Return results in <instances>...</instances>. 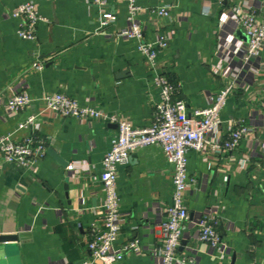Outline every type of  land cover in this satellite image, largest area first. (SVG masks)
<instances>
[{
	"label": "crops",
	"instance_id": "crops-1",
	"mask_svg": "<svg viewBox=\"0 0 264 264\" xmlns=\"http://www.w3.org/2000/svg\"><path fill=\"white\" fill-rule=\"evenodd\" d=\"M27 0H0V136L16 132L29 115L41 113L38 134L48 142L36 171L7 164L0 154V264H82L92 260L89 230L103 201L99 175L118 126L107 120L80 122L33 102L17 116L6 114L11 91H27L34 99L65 93L83 106L127 120L136 127L152 123L159 90L155 73L134 40L109 39L97 32L101 15L91 0H36L47 19L37 27V40L19 38L12 10ZM126 24V4L107 0ZM145 8L171 7V19L141 15L145 39L168 38L158 62L188 114L210 105V98L233 84L221 112L225 133L230 122L253 129L234 151L202 156L189 154L188 171L195 180L187 192L190 219L177 254L183 264H264V52L244 62L239 49L247 38L227 21L232 9L264 0H137ZM43 65L42 69L34 67ZM255 153V154H256ZM72 162L80 163L68 174ZM173 166L158 146L133 152L118 169L120 209L125 215L116 249L139 240L143 252H128L119 264H159L163 244L160 223L172 202ZM213 215L229 251L223 259L196 239L194 223ZM10 238L2 241V238ZM93 264H102L95 260Z\"/></svg>",
	"mask_w": 264,
	"mask_h": 264
},
{
	"label": "built area",
	"instance_id": "built-area-1",
	"mask_svg": "<svg viewBox=\"0 0 264 264\" xmlns=\"http://www.w3.org/2000/svg\"><path fill=\"white\" fill-rule=\"evenodd\" d=\"M91 2L101 10L97 32L109 39L136 41L139 52L146 57L154 71V86L159 90L160 99L154 106L152 123L147 127H136L127 120L108 116L92 106H83L77 99L65 93H45L34 99L27 91L17 89L11 91L12 95L6 102V114L13 118L35 101L65 118H74L80 122L103 118L117 124L118 134L111 141L110 151L104 157L99 175L103 201L96 211L98 220L92 224L88 234V248L92 260L82 264H93L95 260L102 264H119L126 253L143 252L137 239L127 243L122 249L115 248L125 217L120 209L118 169L128 162L133 152L151 146L160 147L167 162L173 166V193L171 204L163 210L164 220L160 223V229L164 239L157 252L160 257L159 264H176L185 225L190 219L187 192L195 181L188 171L189 154L195 152L206 156L234 151L253 129L230 122L227 131L220 132L223 124L221 112L234 89L231 83L210 98L208 107L188 114L185 101L179 97L181 86L171 82L158 62L160 52L169 46L168 38L159 35L154 41H147L141 22V15L146 12L171 19L170 6L150 9L139 5L137 0H119L126 4L127 13L125 26L117 28V15L107 8V0ZM225 17L227 21L241 28L247 38L246 44L239 49L242 60L250 62L259 59L264 52V3L232 9ZM10 18L20 21L17 30L19 38L29 41L37 40L38 25L47 21L41 15L36 0H27L16 7ZM34 67L42 69L43 65L35 63ZM40 115L41 113L29 115L18 124L17 131L27 130L28 135L17 138L16 132H11L0 136V154L5 163L31 172L36 171L37 163L47 155L48 146L47 140L37 132ZM258 149L264 150V143H257L253 147L254 153L245 159V167L252 159L262 158V155L256 153ZM79 165L77 162L69 164L68 174L71 176L76 173ZM194 225L196 239L210 247L213 252H219L218 258L223 259L229 253L217 229L218 220L215 216L208 214ZM183 264L187 262L183 261Z\"/></svg>",
	"mask_w": 264,
	"mask_h": 264
},
{
	"label": "water",
	"instance_id": "water-1",
	"mask_svg": "<svg viewBox=\"0 0 264 264\" xmlns=\"http://www.w3.org/2000/svg\"><path fill=\"white\" fill-rule=\"evenodd\" d=\"M10 238H7V237H5V238H2V241H8Z\"/></svg>",
	"mask_w": 264,
	"mask_h": 264
}]
</instances>
